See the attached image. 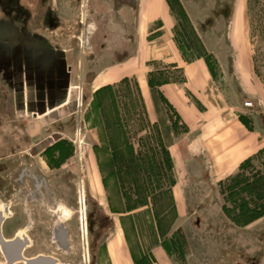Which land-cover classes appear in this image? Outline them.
<instances>
[{
	"label": "rangeland",
	"instance_id": "374dc122",
	"mask_svg": "<svg viewBox=\"0 0 264 264\" xmlns=\"http://www.w3.org/2000/svg\"><path fill=\"white\" fill-rule=\"evenodd\" d=\"M45 1L56 13L59 26L49 29L40 16L35 17L39 7L36 0H25L35 12L27 28L38 29L36 34L40 38L65 51L63 56H67L72 69L70 83L64 100L56 101L47 110L48 114L38 119L33 118V113L14 106L13 91L8 92L10 98L5 100L0 89V109L3 110L5 104V115L1 116L7 122V190L13 191L11 172L17 171L20 165L36 168L38 175L43 177L49 173L47 161L60 155L64 161L68 160L61 172H72L76 164L83 166L80 171L84 176V186L80 190L82 203L86 195V202L90 199L89 202L101 211L104 209L116 218L123 216L124 227L136 246L137 255L147 258L152 254L151 249L158 245L167 256V264H264V216L242 227L232 224L222 209L224 205L233 207V201L237 205L242 203L240 197L227 196L230 191L238 195L231 179L239 172L216 175L215 163L196 142L195 132L188 133L187 126L156 91L144 90L142 75L115 83H99L111 66L115 68L118 63L126 67L135 57L140 58L141 39L148 35L144 32L141 37L139 12L144 13L143 0H134L133 6L117 0H83L80 4L76 0ZM140 1L141 10L137 4ZM241 1L169 0L175 21V42L183 56L188 61L206 58L215 80L219 84H225L223 77L229 81L231 100L243 94V89L235 82L230 83L234 76L235 51L229 39L232 17ZM247 10L246 6L245 17L255 51V76L264 90V0L252 4L251 18ZM1 15L0 20L5 18L0 26L5 23L7 29L13 30V22L7 20L5 14ZM157 28L158 24L153 25V29ZM6 51L12 53L10 49L5 48ZM5 52L0 48V54ZM106 85L112 90L98 94ZM252 96H241L244 108L249 110L245 112V119L252 128L264 132V116L259 114L264 106L259 101L255 103ZM246 102H251L253 107L246 108ZM50 137L54 138L51 142L62 140L56 145L60 151L53 153V150L46 152L34 148ZM179 141L187 146L184 147L183 181L171 154L173 170L168 169L167 152L165 154ZM242 173L251 178L255 187L261 188V181L256 179L264 177V153L254 158ZM168 178L177 182L175 186L181 180L182 186L177 187L180 192L177 211L161 217L158 239L153 236L154 214L160 217V208L164 204L168 206V197L159 196L168 187ZM98 183L101 190L97 191L95 185L97 187ZM239 196L246 205H255L247 193ZM148 202L149 207L145 206ZM151 203H155V207ZM261 203L258 201V205ZM128 214L132 215L130 219L126 217ZM53 215L56 219L58 214ZM42 220L48 221L47 218ZM83 224L85 233V221ZM54 251L59 253L56 248ZM74 251L79 255L86 252L85 243L75 242ZM60 258L66 260L70 256L63 254Z\"/></svg>",
	"mask_w": 264,
	"mask_h": 264
},
{
	"label": "crops",
	"instance_id": "0c3cea01",
	"mask_svg": "<svg viewBox=\"0 0 264 264\" xmlns=\"http://www.w3.org/2000/svg\"><path fill=\"white\" fill-rule=\"evenodd\" d=\"M6 1L0 0V15L5 12ZM142 3L144 13L139 12L141 37L143 38L144 32L148 35L146 39H141L142 47L138 52L140 58L135 57L126 67L118 63L115 68L111 66L106 77L99 80V83H115L123 78L140 74L144 78V90L149 92L152 91L150 81H157L159 93L171 106L180 122L187 126L188 133L195 132L196 142L205 155L215 163V174L235 173L243 162L255 157L264 149V132L247 126L241 119V116H245V112L249 111L243 106L242 95H253L255 103L259 101V104L263 103L264 106V90L255 76V51L250 40L249 22L245 17L249 0L238 3L239 7L233 14L230 28L229 39L235 51V59L232 62L234 76L230 83L235 82L240 89H243V94L236 100L229 98L228 80L222 78L225 84H219L215 80L206 58L202 56L188 61L183 56V52L175 42V21L169 0H143ZM137 4L141 10V1ZM3 5L4 8H2ZM155 24H158L157 29H153ZM144 42H147L146 45ZM176 74H179L180 78H177ZM1 93L6 100L5 94ZM3 108V110L0 109V191L5 190L7 179L5 153L7 122L1 116L5 115L4 103ZM32 113L34 119L48 114L47 112L40 114L36 111ZM259 114L264 116V111H259ZM51 138L53 137L40 141L34 148L46 150L61 141L56 139L51 142ZM184 147L187 148L186 144L183 146V143L179 141L170 148L173 164L176 169H179V178L182 181L185 180L183 176ZM181 180L173 188L175 202L180 195L177 187L180 185L181 188ZM98 188L101 190L99 183L97 187L95 185V190L98 191ZM110 216L113 215L110 214ZM129 216L132 215H126L127 218ZM116 217H113L114 229L97 252V264H144L145 261V264H167V256L158 245L151 249L152 254H149L147 258H143L142 254L137 255L136 246L131 243L124 227L123 216ZM140 246L144 245L140 244Z\"/></svg>",
	"mask_w": 264,
	"mask_h": 264
},
{
	"label": "flooded vegetation",
	"instance_id": "af4514ba",
	"mask_svg": "<svg viewBox=\"0 0 264 264\" xmlns=\"http://www.w3.org/2000/svg\"><path fill=\"white\" fill-rule=\"evenodd\" d=\"M76 1L80 4L83 0ZM117 1H126L131 6L135 2ZM6 2L4 14L7 20L13 22L20 35L52 46L36 34L37 28L35 31L27 28L28 21L35 12L26 5L25 0ZM36 3L39 7L35 17L40 16L49 29H57V15L50 4L45 0H36ZM52 47L50 49L55 54L45 47L40 48L41 51L37 50L38 53L34 50L39 47H15L13 54L8 51L0 54L1 92L9 99L8 92L13 91L11 100L19 110L44 113L56 101H62L66 97L72 69L68 65L67 56H63L65 51ZM52 158V161L45 162L48 174L41 177L36 168L20 165L17 171L11 172L13 191L7 190L8 179L5 190L0 191V264L98 262L97 252L114 229V226L111 229L114 218L89 202L90 199L86 202V195L85 201L81 202L80 190L84 186V176L80 171L83 166L76 164L74 170L77 168V171L61 172L68 160L64 161L60 155ZM54 213L58 214L56 219ZM42 218H47L48 221H43ZM79 240L86 245V252L81 255L74 251V243ZM55 248L59 253H55ZM63 254L70 258L62 260L60 256Z\"/></svg>",
	"mask_w": 264,
	"mask_h": 264
},
{
	"label": "trees",
	"instance_id": "16d2710c",
	"mask_svg": "<svg viewBox=\"0 0 264 264\" xmlns=\"http://www.w3.org/2000/svg\"><path fill=\"white\" fill-rule=\"evenodd\" d=\"M256 1L258 0H249V4H248V14L251 18L252 12L250 11L252 8V4H255ZM200 58V57H197ZM210 69H211V65H210ZM158 82L157 81H150L151 84V88L152 91H156L160 97L161 100H163L165 102V104H167L170 108L171 106L167 103V101L164 99V97L159 93V91L157 90L158 87ZM112 90V87H108V85L103 86L100 88L98 94L105 92V91H109ZM172 109V108H171ZM241 119L243 120V122H245V124H247V126H250L249 123L247 122V120L245 119V116H241ZM251 127V126H250ZM249 127V128H250ZM252 128V127H251ZM62 141V140H61ZM60 141V142H61ZM60 142L55 143L53 146L47 148L45 151H49V150H53V153H56V151H60L61 149L56 146L57 144H59ZM132 148V152H133V147ZM167 152V167L168 169L172 172L173 169L171 166V159H170V152L167 150L165 151V154ZM62 153V152H61ZM264 153V149L261 150L255 157L246 160L245 162H243L240 167L238 168L237 172H239L238 174H236L235 176L232 177V182H233V186L236 187L238 189V195L234 193V191H230L229 194L227 195L230 198L233 197H237V198H241L242 203L237 205V203L235 201H233V207H228L227 205H224L222 207L223 212L225 213V215L227 217H229V219L231 220L232 224L237 225V226H248L256 221H258L260 218H262L264 216V177H259L258 181H261V188L255 187V183L251 182V178L246 177L242 171L250 165V162L254 159L257 158L258 155ZM134 161H135V157H134ZM165 163V164H166ZM170 164V165H169ZM169 179V178H168ZM171 179V177H170ZM169 179V184L168 187H165L161 193L159 194V196H164V197H168V206H163V208H160V210H162V212H160L161 216L158 217L157 215L154 214V223H155V228L153 229V236L154 238L159 239V231H160V224L162 222L161 217L164 216L165 214H167V212H172V211H177L176 208V202H175V198L173 195V188L175 187L176 183L175 180L171 181ZM248 194L251 197V200L255 203V205L252 207V204H247L245 203V200H243V197L239 196V194ZM156 195H154L155 197ZM149 197V196H148ZM151 198V197H150ZM149 198V199H150ZM155 200V199H154ZM234 200V199H233ZM258 201H262L263 203H261L260 205H258ZM166 203V201H164ZM150 203L148 202L145 206L149 207ZM155 207V203L152 204ZM155 213V212H154ZM170 230V227L168 228L166 235L168 234Z\"/></svg>",
	"mask_w": 264,
	"mask_h": 264
},
{
	"label": "water",
	"instance_id": "95a60500",
	"mask_svg": "<svg viewBox=\"0 0 264 264\" xmlns=\"http://www.w3.org/2000/svg\"><path fill=\"white\" fill-rule=\"evenodd\" d=\"M5 23L1 24L0 26V48L5 51V48L10 49L13 53L15 47H31L32 49H35L36 47H39V49H35L34 51L38 53L37 50H40V48L45 47L49 50V52H53L52 49L47 44H42L39 42H35L31 40L29 37H25L24 35H20L17 31V28L13 26V30L7 29V26H4ZM41 55V54H39ZM42 59V58H41ZM46 113V112H44ZM40 114H42L40 112Z\"/></svg>",
	"mask_w": 264,
	"mask_h": 264
},
{
	"label": "built area",
	"instance_id": "2783aa9c",
	"mask_svg": "<svg viewBox=\"0 0 264 264\" xmlns=\"http://www.w3.org/2000/svg\"><path fill=\"white\" fill-rule=\"evenodd\" d=\"M244 105L246 108H252L253 107V104L251 102H246Z\"/></svg>",
	"mask_w": 264,
	"mask_h": 264
},
{
	"label": "bare ground",
	"instance_id": "6f19581e",
	"mask_svg": "<svg viewBox=\"0 0 264 264\" xmlns=\"http://www.w3.org/2000/svg\"><path fill=\"white\" fill-rule=\"evenodd\" d=\"M62 227V226H61ZM63 228V227H62ZM59 230V229H58ZM63 230V229H62Z\"/></svg>",
	"mask_w": 264,
	"mask_h": 264
}]
</instances>
